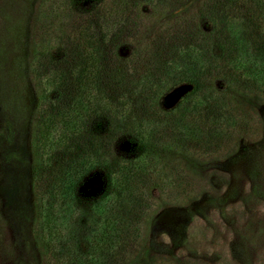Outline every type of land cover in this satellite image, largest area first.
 I'll list each match as a JSON object with an SVG mask.
<instances>
[{
	"label": "rangeland",
	"instance_id": "1",
	"mask_svg": "<svg viewBox=\"0 0 264 264\" xmlns=\"http://www.w3.org/2000/svg\"><path fill=\"white\" fill-rule=\"evenodd\" d=\"M57 2L0 0V264H70L63 247L78 238L86 250L83 237L107 222L111 205L121 240L110 264H264V77L255 71L263 63L229 67V84L213 76L227 122L186 132L180 119L188 86L172 75L177 71L163 73L162 48L177 29H185L173 37L180 44L201 46V32L214 26L211 0H78L72 10ZM77 23L108 56L99 75L109 101H126L136 120L139 102L152 101L144 114L154 124L152 140L139 167L130 118L118 122L106 110L56 148L55 127L45 143L54 148H42L40 117L68 95L50 79L60 73L71 84ZM214 37L203 44L218 54ZM148 80L158 83L153 90ZM110 123L121 129L109 133ZM69 160L88 167L73 191L71 172L64 177ZM115 176L123 189L113 185ZM56 183L61 196L53 197Z\"/></svg>",
	"mask_w": 264,
	"mask_h": 264
},
{
	"label": "trees",
	"instance_id": "2",
	"mask_svg": "<svg viewBox=\"0 0 264 264\" xmlns=\"http://www.w3.org/2000/svg\"><path fill=\"white\" fill-rule=\"evenodd\" d=\"M77 1L78 0H58L57 3L59 6L57 5V8L59 9L61 7L64 8V10H72L74 2ZM209 6L213 8L215 12L213 18L208 15L214 26L211 29H206L207 31L209 30L210 33L207 32L206 34L201 32V36H204L201 38V46L199 44L198 46H185L186 43L180 44L183 42V38L181 37L179 42L173 37H178L180 33L185 32V29H177L175 31L176 34L170 36L172 38V43L166 44L165 48H162L163 54L161 59L163 60V73H173L177 71L179 74L175 73L172 75H175L178 81H182L185 83V86H188V91L182 98L185 99L182 102V115L180 119V124L186 128V132L189 129H201L200 127L206 125L203 122H207V125H214V123L217 122L220 124L227 122H225L227 104L223 99V92L214 87L213 76L222 77L223 80L228 83L229 81L225 75L229 74L226 72L229 67L236 65L238 68H241L245 63H255L256 59H259L263 65L261 68L258 67L255 69V71H262V76L264 77V41L260 39L261 36H259L264 34V0H211V5ZM79 24L80 23L74 25L72 31L73 36L71 41H69V46L73 48L72 59L76 61L73 67L74 72L71 84L67 87L61 80L62 75L60 73L57 75L53 74L50 79L53 83L52 86L67 89L68 95L65 96V99H62L63 96L60 98L58 95L56 103L50 106L46 113L43 111L40 117L42 148L46 146L47 136L55 127L58 126V128H60L57 138L58 143L55 144L56 148L57 144L60 145L59 140L63 142L65 138L71 140L73 137L76 138L80 130L86 127L89 121L97 123V121L92 120V118L104 116L102 111L106 110L109 112L108 115H111L109 118L117 116L118 122H121L127 117L130 118L133 127L129 132L128 140L134 151H137L134 154V162L135 165L139 167L145 163V156L147 154L144 150L152 140V126L154 124L152 122L150 124L148 121L149 119L145 121L147 115H144L148 114L147 111L150 109L152 101L147 102L142 100L139 102L141 118L137 120L135 119L136 117L132 116L129 107L126 108V106H123L122 103L126 101L121 100L118 104L113 100L109 101L108 93L102 91L103 81L101 75H99L103 73L104 69H107L108 56H104L105 52L101 50L102 46L99 45L94 34L87 31L86 25L83 23ZM249 28L253 30V34L247 32L245 35L244 31L246 32ZM61 32L62 34L65 33L64 31H59V34H61ZM213 34L217 39L216 47L218 46L220 50L218 54H214L211 48H206V45L203 44L206 39H212ZM246 66L250 67L252 70L250 72L245 70V72L254 77L255 72L253 66ZM244 74L247 75L246 73ZM238 77H242L243 81L241 85L246 83V78H244L242 74H239ZM247 77L249 76L247 75ZM161 82L163 84V78L159 79V85ZM147 83L152 87V90L154 84H158L149 80ZM245 85L246 84H244L243 87H245ZM136 90L138 92L141 91L140 88ZM195 95L199 96L198 100L193 98ZM125 98L130 100L129 97ZM188 98L193 101L188 100ZM142 102L147 106L143 105ZM116 105H118V107ZM153 113L152 111V116ZM169 113L170 112H167L165 116ZM157 117L160 119L164 118L160 115ZM227 117H229V111ZM119 126L118 123H110V125H108L109 133H116L115 130L117 128L121 129ZM85 130H87L85 132L87 135L92 133L91 129L88 132L89 128ZM51 140L53 141V139ZM53 143L55 142L53 141ZM53 143L48 147L46 146L47 150L52 148ZM91 149L90 153L93 152L94 155L98 153L97 147L92 149V151ZM67 152H70V149H68ZM70 160L69 163L64 166V177L65 174L69 175V172H71L72 177L68 179L70 181L67 186L73 191L86 173L88 167L85 169L82 163L74 165ZM121 171L125 172L124 174L129 172L127 167H121ZM109 179L110 177L106 175L107 182H109ZM116 179L118 178L115 176L114 182ZM113 185L116 188H124V184L121 185V180L116 181ZM55 186L53 197L61 194V192H58L57 183L54 187ZM106 190H108V188H106ZM73 200L74 199H71L72 207L75 209ZM116 207L117 205H111L106 210V212L110 214V217L106 219L107 222L103 225L101 224L99 227H96L97 231L95 233L90 232L83 237V240L88 245L86 250L80 248L81 241L78 240V238H75L74 241L71 242L72 245L70 250L63 247L62 250L64 254H68L66 256L70 257V264H110V261L111 263L115 262L117 258L113 259L111 255L112 252L110 251L114 250L117 243L121 240V236L116 233L119 229L115 227L114 213L112 212V209ZM77 236L78 232L76 231L75 237ZM84 247L86 248V246Z\"/></svg>",
	"mask_w": 264,
	"mask_h": 264
}]
</instances>
